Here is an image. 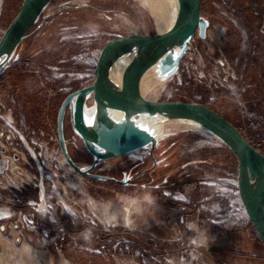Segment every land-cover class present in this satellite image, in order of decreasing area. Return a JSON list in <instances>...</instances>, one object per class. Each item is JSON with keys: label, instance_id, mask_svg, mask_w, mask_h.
Returning <instances> with one entry per match:
<instances>
[{"label": "rangeland", "instance_id": "374dc122", "mask_svg": "<svg viewBox=\"0 0 264 264\" xmlns=\"http://www.w3.org/2000/svg\"><path fill=\"white\" fill-rule=\"evenodd\" d=\"M22 1L0 0V37ZM145 6L137 0H52L1 73L0 96L13 95L29 126L44 131L57 147L61 100L49 101L55 93L91 82L98 53L110 39L158 33ZM200 11L207 22L205 38L194 36L177 71L180 79L164 80L145 99L203 104L247 140L264 145V0H201ZM218 59L224 66L214 69ZM201 72L204 78H193ZM87 104V113H93L91 100ZM136 120L156 135L155 174L175 184L170 194L163 193L171 203L136 187L90 189L85 179L64 167L63 187L77 195L74 215L58 212L50 221L45 212L40 225L49 234L45 240L27 239L31 231L16 215L2 222L7 237L48 253L54 264H264V247L238 197L234 154L208 132L173 128L168 122L174 120ZM148 148L101 165H134L135 177V163ZM151 166L146 160L145 168ZM60 221L75 231H67ZM15 223L23 228L16 229ZM0 264H7V258Z\"/></svg>", "mask_w": 264, "mask_h": 264}, {"label": "water", "instance_id": "95a60500", "mask_svg": "<svg viewBox=\"0 0 264 264\" xmlns=\"http://www.w3.org/2000/svg\"><path fill=\"white\" fill-rule=\"evenodd\" d=\"M52 0H23L15 17L0 37V75L7 67L17 47L36 24ZM201 0H177V13L172 24L153 36L127 35L110 39L99 51L92 73V83L68 94L61 102L56 116V138L67 164L77 173L95 179L70 159L64 140L63 124L66 108L74 132L85 149L98 161L118 158L141 148L153 147L156 135L137 123V117H158L187 121L214 135L235 156L237 161V192L244 212L264 247V156L254 149L239 130L223 116L207 106L190 101H151L140 94V81L150 68L152 50L171 52L167 62L158 66L157 76L173 77L197 34L205 38L207 22L201 17ZM132 65L123 71L121 86L108 81L111 68L122 59ZM17 60V59H16ZM93 101V113H87L88 98ZM122 113L113 122L110 112ZM4 162L1 163V167Z\"/></svg>", "mask_w": 264, "mask_h": 264}, {"label": "built area", "instance_id": "2783aa9c", "mask_svg": "<svg viewBox=\"0 0 264 264\" xmlns=\"http://www.w3.org/2000/svg\"><path fill=\"white\" fill-rule=\"evenodd\" d=\"M191 42L184 56L188 55ZM223 66L218 59L214 69ZM175 76L180 79L178 72ZM204 77L203 72L193 75L198 80ZM64 167L68 164L58 146H53L44 131L29 126L25 116L17 110L13 95L0 96V224L16 215L23 217L25 226L31 231L26 238L45 240L49 234L40 227L45 221V212L50 214V221L58 212L72 217L76 204L73 200L77 195L74 197L73 191L67 194L63 187L61 171ZM58 185L62 190H56ZM15 228H23V225L15 223Z\"/></svg>", "mask_w": 264, "mask_h": 264}, {"label": "flooded vegetation", "instance_id": "af4514ba", "mask_svg": "<svg viewBox=\"0 0 264 264\" xmlns=\"http://www.w3.org/2000/svg\"><path fill=\"white\" fill-rule=\"evenodd\" d=\"M92 81L93 79L91 80V82H89L88 84L84 86L71 88V90L67 92L66 94L55 93L53 98L49 102H51L52 104V103H57L61 100L60 101V104H61L63 99L68 94L78 89H81L83 87L89 86L92 83ZM88 100H91L92 105H93L92 98L90 97L88 98ZM88 100L85 103L86 108L88 106L87 104ZM58 108H57V111H58ZM55 132H56V121H55ZM63 133H64L66 150L72 162L75 165L79 166L81 169H84L85 171H87V173L90 175L101 176V177L107 178V179L90 178L88 176L77 173L68 165V167L73 172H75L76 174H78L79 176H81L83 179L86 180L87 186L90 189L92 188L100 189L101 188L105 190H112V189L113 190H116V189L127 190L129 188L136 187L140 192L148 191L150 192V194L154 196L156 195V196L162 197L164 201L168 200L166 197L167 195L166 194L163 195V193L168 192L170 194L171 189L173 188V186H175V184L172 182H169L168 179H165V178L160 179L159 175L155 174L156 168L159 165V162H155V159H154L156 145H154L153 147L149 146L147 154L141 156L138 159V161L135 163V166H136L135 169L137 170L135 171L136 175L134 177V175L131 174V173H134L132 169L134 165L130 167L128 163L117 165L115 167L114 166L113 167H110V166L102 167L101 165L102 163L112 160V159H107L103 161H98L94 164V158L85 149L81 138L74 132L72 128L68 108H66V112L64 116ZM55 140L57 142V138H55ZM78 142L80 146L77 145ZM146 160H151L152 162V166L147 169L145 168ZM80 188L82 192L85 194V190H83V187L81 186ZM168 201L170 202V200Z\"/></svg>", "mask_w": 264, "mask_h": 264}, {"label": "bare ground", "instance_id": "6f19581e", "mask_svg": "<svg viewBox=\"0 0 264 264\" xmlns=\"http://www.w3.org/2000/svg\"><path fill=\"white\" fill-rule=\"evenodd\" d=\"M137 1L141 3L142 5H146L148 7V10L150 11L152 17H154L155 19L156 26L158 28V33H162L167 29V22L169 21V14H170L169 10L171 11V15H172V20H171L170 25L172 24V22L174 21L176 17L177 0H168V4H167V0H137ZM171 56H172L171 52L164 53L160 50H152L150 68L144 73L140 81V85H139L140 94L142 97L145 98V95L151 90H153L157 85L164 84L165 82L164 79L158 78L159 80L157 79V82L154 83L153 78L155 76L157 77L158 66L163 62H167ZM131 65L132 63L130 59L123 58L122 62L119 65L111 68L108 74V77H107L108 81L112 85L121 86L123 82V71L125 70L127 66H131ZM110 116L113 122H118V121H121L122 119L121 112L112 111L110 112ZM168 123H171V126H173V128L176 127V129L179 126L180 127L185 126L186 128L201 130L193 123L187 122V121H176V122L169 121ZM163 127L164 126H162V123L159 124L160 130H162ZM81 193L83 192L81 191ZM90 201L91 199L88 202L91 203Z\"/></svg>", "mask_w": 264, "mask_h": 264}, {"label": "crops", "instance_id": "0c3cea01", "mask_svg": "<svg viewBox=\"0 0 264 264\" xmlns=\"http://www.w3.org/2000/svg\"><path fill=\"white\" fill-rule=\"evenodd\" d=\"M5 257L7 264H54L48 253L32 248L18 237L8 238L6 227L0 224V262Z\"/></svg>", "mask_w": 264, "mask_h": 264}, {"label": "trees", "instance_id": "16d2710c", "mask_svg": "<svg viewBox=\"0 0 264 264\" xmlns=\"http://www.w3.org/2000/svg\"><path fill=\"white\" fill-rule=\"evenodd\" d=\"M15 17V15H13L12 17H11V20H10V22L13 20V18ZM1 20V19H0ZM9 22V23H10ZM9 23H6L5 24V26L7 25H9ZM6 26V27H7ZM5 27V28H6ZM238 129V128H237ZM239 130V129H238ZM239 132L241 133V131L239 130ZM242 134V133H241ZM242 136L247 140V138L242 134ZM248 141V143L252 146V147H254V149H256L257 151H259L263 156H264V145L263 144H260L259 142H250L249 140H247ZM59 223H62V224H64L65 225V228H66V230L67 231H70V232H73V231H75V229H73L72 227H71V225L67 222V221H60Z\"/></svg>", "mask_w": 264, "mask_h": 264}]
</instances>
